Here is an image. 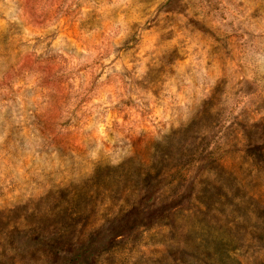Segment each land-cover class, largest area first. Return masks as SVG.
<instances>
[{"label":"rangeland","instance_id":"374dc122","mask_svg":"<svg viewBox=\"0 0 264 264\" xmlns=\"http://www.w3.org/2000/svg\"><path fill=\"white\" fill-rule=\"evenodd\" d=\"M0 264H264V0H0Z\"/></svg>","mask_w":264,"mask_h":264}]
</instances>
